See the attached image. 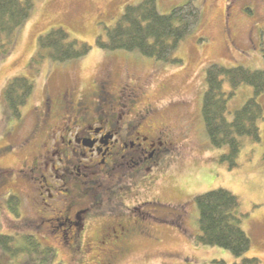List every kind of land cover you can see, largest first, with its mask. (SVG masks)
I'll use <instances>...</instances> for the list:
<instances>
[{"label": "rangeland", "instance_id": "obj_1", "mask_svg": "<svg viewBox=\"0 0 264 264\" xmlns=\"http://www.w3.org/2000/svg\"><path fill=\"white\" fill-rule=\"evenodd\" d=\"M140 1L34 0L30 17L16 33L9 54L0 55V167L11 170L9 174L15 171L0 184V234L13 236L18 241L21 236L29 235L43 246L52 247L51 264H106L105 255L96 252L70 255L59 239L60 233L47 230L48 224H40L39 216L49 217L53 203L50 208L38 205L39 184L31 188L27 179L15 176L17 171L32 166L34 158L52 150L47 137L61 114L58 105L62 96L68 93L90 105L102 84L114 94L118 89H125L124 93L131 96V111L144 116L141 133L150 139L169 129L167 134L173 144H181L180 149L178 146L172 150L165 167L156 172V184L143 191L136 189L132 198L135 200L126 198L130 204L136 200L145 202L155 195L162 202L174 204L169 224L156 225L153 221L151 235L157 238L155 242L136 235L109 262L240 264L242 257L235 258L219 247L195 243L200 230L194 198L224 189L237 197L238 210L245 216L241 228L250 239L251 247L243 257L257 258L259 264H264V115L259 122L260 141L243 138L238 167L229 170L219 160L226 150L210 146L201 114L205 67L210 64L226 68L242 66L249 70L264 67V0H196L202 10L201 20L175 51V56L182 61L179 66L163 64L136 52L96 48V38L115 25L125 6ZM186 1L156 0V4L160 13L168 14ZM55 28L64 29L70 39L90 46L89 53L64 63L51 61L46 54L38 56V37ZM14 77L27 78L34 86L27 103L20 109L19 120L11 115L3 97L6 84ZM224 90L228 91L227 84ZM252 96L250 87L241 86L229 101V112L233 113ZM46 101L52 108L48 119L42 121ZM257 101L264 109V94ZM188 127L191 131L187 133ZM198 136L199 142L195 139ZM9 188L20 200L16 213L6 205ZM156 208V216L166 217L159 210L162 208L158 205ZM178 227L187 232L178 231ZM5 255L0 250V264H14Z\"/></svg>", "mask_w": 264, "mask_h": 264}, {"label": "flooded vegetation", "instance_id": "obj_2", "mask_svg": "<svg viewBox=\"0 0 264 264\" xmlns=\"http://www.w3.org/2000/svg\"><path fill=\"white\" fill-rule=\"evenodd\" d=\"M124 90L114 94L101 84L90 105L64 94L58 105L61 114L47 137L52 150L15 173L27 179L31 188L39 184L38 205L53 203L49 217L39 216L41 226L48 224L47 230L60 233L61 243L73 257L96 252L105 255L106 264L136 235L155 242L151 223L169 224L170 215H174L170 210L174 204L155 195L145 202H126L136 189L143 191L156 184V172L181 144H173L169 129L150 139L141 133L144 116L131 111L132 99ZM49 104L44 103L42 121L51 112ZM195 139L199 142V136ZM10 171L0 167L1 185L15 172ZM6 194L8 206L13 190L9 188ZM156 205L166 217L156 216ZM178 231L187 232L182 227Z\"/></svg>", "mask_w": 264, "mask_h": 264}, {"label": "trees", "instance_id": "obj_3", "mask_svg": "<svg viewBox=\"0 0 264 264\" xmlns=\"http://www.w3.org/2000/svg\"><path fill=\"white\" fill-rule=\"evenodd\" d=\"M34 0H0V55L9 54L16 33L30 17ZM247 12H250L247 9ZM202 10L196 0H187L162 14L156 0H141L136 5H127L115 25L98 36L95 46L102 51L122 50L136 52L141 56L163 64L179 66L182 61L175 51L185 37L197 29ZM203 41V39H200ZM91 47L70 39L62 28L50 30L38 37V56L46 54L51 61L64 63L77 60L89 53ZM264 57V56H263ZM205 92L201 114L209 144L214 149H225L220 157L229 170L238 167L242 139L260 141L259 122L264 109L257 98L264 94V67L249 70L242 66L226 68L218 64L205 67ZM228 85V91L224 90ZM241 86H248L253 96L233 113L229 112V101ZM33 83L24 77L8 81L3 97L11 115L21 119L20 109L33 92ZM199 213L200 234L195 243L202 246L227 250L240 264H259L257 258H244L251 242L241 228L244 215L238 210L236 196L224 189H217L194 198ZM19 198L10 196L8 206L13 213L19 207ZM0 250L14 264H51L54 249L43 246L29 235L18 241L15 237L0 234Z\"/></svg>", "mask_w": 264, "mask_h": 264}]
</instances>
